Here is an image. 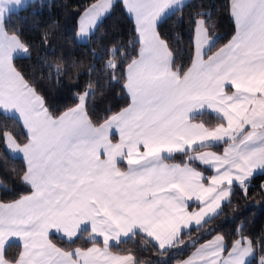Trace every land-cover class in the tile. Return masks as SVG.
Listing matches in <instances>:
<instances>
[{
	"label": "snow or ice",
	"instance_id": "6c2138e0",
	"mask_svg": "<svg viewBox=\"0 0 264 264\" xmlns=\"http://www.w3.org/2000/svg\"><path fill=\"white\" fill-rule=\"evenodd\" d=\"M126 2L141 45L138 59L126 57L129 103L97 126L86 110L88 92L75 107L54 115L16 70L13 57L27 53L28 46L9 35L4 23L22 0H0V110L18 113L27 129L23 146L10 133L5 139L26 160L22 180L30 189L15 202L0 203V264H142L132 255H112L110 242L139 232L167 251L179 243L182 227L193 220L200 225L216 213L234 184L247 194L254 171H264V0H232L237 33L214 54L204 50L210 41L200 20L195 58L186 70L174 65L157 31L166 11L181 8L182 0ZM112 3L86 9L78 38L92 34ZM109 66L122 67L111 61ZM204 109L221 122L193 123L194 114ZM113 136H118L115 143ZM219 142L228 145L223 155L204 150ZM177 153L210 166L215 175L206 178L190 163L169 162ZM192 200L203 205L198 212L188 211ZM50 232L69 242L86 233L94 246L63 251L49 240ZM13 237L23 250L8 257L5 246ZM96 237H102L103 248L95 246ZM224 252L223 237L216 236L198 250L200 264H249L255 257L264 264V241L257 251L256 241L242 238L227 258Z\"/></svg>",
	"mask_w": 264,
	"mask_h": 264
},
{
	"label": "trees",
	"instance_id": "16d2710c",
	"mask_svg": "<svg viewBox=\"0 0 264 264\" xmlns=\"http://www.w3.org/2000/svg\"><path fill=\"white\" fill-rule=\"evenodd\" d=\"M99 0H35L5 20V30L16 35L28 46V55L14 59L13 64L30 85L45 99L54 115L75 107L79 96L88 92L86 110L97 126L128 106L123 76L129 59H136L140 44L133 20L121 2L115 3L99 23L88 42L77 41L78 22L87 8ZM232 0H191L165 17L157 26L167 42L173 63L180 70L189 68L194 59L198 22L204 20L213 39L209 54L224 47L235 35L231 16ZM120 64L116 71L109 62ZM194 121L206 127L217 125L220 119L202 115ZM5 133H10L23 146L28 135L14 117L0 111V203H12L29 194L23 182L26 164L12 157L5 145ZM221 152L223 145L215 148ZM183 156H177L174 161ZM203 170V169H202ZM204 171V170H203ZM210 176V171H204ZM220 235L226 243V253L241 238L264 241V172L248 183L247 194L236 186L220 213L198 228L183 233L175 246L160 250L142 234L135 235L111 247L119 255H132L142 264H180L200 245ZM85 233L71 243L52 236L51 240L66 251L85 249L94 242L84 240ZM99 244V243H95ZM18 245H11L6 256L16 257ZM249 264H258V257Z\"/></svg>",
	"mask_w": 264,
	"mask_h": 264
},
{
	"label": "crops",
	"instance_id": "0c3cea01",
	"mask_svg": "<svg viewBox=\"0 0 264 264\" xmlns=\"http://www.w3.org/2000/svg\"><path fill=\"white\" fill-rule=\"evenodd\" d=\"M33 1H35V0H22L21 6L14 7V8H13V11H12L10 14L20 11L22 8L26 7L28 4L32 3ZM100 1H102V0H100ZM189 1H191V0H182V4L185 5V4H187ZM117 2H121V3L123 4L126 13H127L128 16L133 20L134 25H135V29H136V32H137V38H138V41H139V33H138V31H137L136 19H135L134 17H132V14L127 10V4H126V2H125L124 0H117ZM117 2H116V3H117ZM95 4H96V3H95ZM114 4H115V2H114ZM231 5H232V1H231ZM112 6H113V4H112ZM111 8H112V7H111ZM177 9H179V8H172V9L167 10L166 13L162 16V18H161L160 21H162L165 17H167V16H169L170 14H172V13H173L174 11H176ZM110 10H111V9H110ZM110 10L107 11L106 13H104V14L100 17L98 23H100V22H101V21H102V20H103L108 14H109ZM10 14H9V15H10ZM9 15H8V16H9ZM8 16H7V17H8ZM231 16H232V8H231ZM6 19H7V18H6ZM232 19H233L234 24H235V29H236V31H235V35H236V33H237V25H236V23H235V19H234L233 16H232ZM79 21H81L80 18H79ZM159 23H160V22H159ZM159 23H158V24H159ZM79 24H80V23H79ZM97 26H98V24H97ZM97 26H96V28H97ZM157 26H158V25H157ZM78 27H79V25H78ZM4 30H5V25H4ZM95 30H96V29H93V30H92V34H93V32H94ZM92 34H91V35H92ZM91 35H90V36H91ZM235 35H234V36H235ZM90 36L87 37V38H78V32H77V41H78L79 43H86V42H88ZM234 36H233V37H234ZM233 37H232V38H233ZM208 38H209V41H210V45H209V46H205V49H204V50H205V52H208V53H209V51H210V49H211V47H212L214 41H213L212 38L209 37V35H208ZM231 40H232V39H231ZM231 40H230V41H231ZM230 41H229V42H230ZM229 42H228V43H229ZM228 43H227V44H228ZM197 44H198V35H197V31H196V35H195V50H196V46H197ZM227 44H226V45H227ZM226 45H225V46H226ZM140 50H141V45H140V48H139V52H140ZM218 51H219V50H218ZM216 52H217V51H216ZM213 54H214V53H213ZM138 58H139V54H138V57H137L136 59H138ZM194 58H195V52H194ZM205 59H207V56H205ZM13 60H14V57H13ZM13 60H12V63H13ZM172 60H173V56H172ZM0 111H1L4 115H6V116H10V117H14V118H16V119L22 124L23 128L25 129V131H26V133H27V129L24 127L23 122H22V120L19 118V114H18V113H16V112H12V111L5 112L4 110H0ZM202 115H209V116H212V117H215V118H218V119H219V117H218L214 112H212L210 109L200 110L199 112H197V113L194 114V118L199 117V116H202ZM192 122H193V123H200V122H196V121H194V119H193ZM112 140H113V143L117 142V141H118V136H113V137H112ZM5 145H6V148H7L8 153H9L12 157L22 159V160L24 161L25 164L27 163L26 160L23 158V155H22L21 153L15 152V151H13V150H11L10 148L7 147V141H5ZM222 145H223V149L221 150V152H219V151H217V150L215 149L216 147H220V146H222ZM227 147H228V145L225 144L224 142H219V143H217V144H214L213 147L208 148V149H204V150H205V151H212V152H215L217 155H223L224 150H225ZM177 156H183V155L177 153V154H175L173 157L169 158V162H171V163H181V164H183V163H185V162L190 163L191 166H193V167L196 168V170L202 172V174H203L204 177H206V178H210L211 176L215 175V170H214L213 168H211L210 166L203 165V164H201L199 161H191V162H189V161L186 160V158H185L184 156H183V158H180V160L174 161L173 159L176 158ZM101 158L104 159L103 156H102ZM119 166L121 167L122 170H126V169H127L126 162H121V163L119 164ZM202 169H203L204 171H210V172H211L210 176H207V174H206ZM263 172H264V171H262V170H260V169H256V170L254 171V173H253V176L250 178V180H251L253 177H255L256 175L261 174V173H263ZM204 183H205L206 186H207L208 181L205 180ZM248 183H249V182H248ZM234 187H236L235 184L232 186V192H233ZM231 195H232V194H231ZM231 195H230V197L228 198V200H226V201H222V202H221V207H220L219 209H217L216 213H209L208 215H206V216L204 217V219L201 221V224H200V225H196V224H195V221L193 220V221H190V222H189V224H188L187 227H182L180 233L178 234L177 240L179 239V237H180L183 233L189 231L190 229L201 227L202 225L205 224V221H208V220L212 219L213 217H215L216 215H218V214L220 213L222 207H223L227 202H229V200H230V198H231ZM188 205H189L188 211H189L190 213L198 212V211L203 207V205L200 204V202L195 201V200L188 201ZM82 234H84V233H81V235H82ZM138 234H142V235H144L145 237H147V235H146L145 233H139V232H138ZM81 235H80V236H81ZM52 236L58 237V238H60V239H62V240H64V241H66L67 243H71V242L75 241L76 239H78V238L80 237V236H79L78 238H74L73 241L69 242L67 239L62 238L61 234L54 233V232H50L48 238H49V240H50L54 245H56V244L51 240V237H52ZM217 236H220V235H217ZM215 237H216V236H215ZM215 237H213V238L210 239L209 241L203 243L202 245H204V244H209L211 241H213V240L215 239ZM221 237H222V236H221ZM130 238H131V237H128V238L121 237V241H120V242H122V241H126V240H128V239H130ZM147 238H148V240H150L154 245H156V246L158 247V242H156L153 238H150V237H147ZM84 240H85V241H88V242H93V240L90 239L89 235L86 234V233H85V236H84ZM240 240H242V238H241ZM101 241H102V237H96V238H95V243H99V244H95V246L100 247V248H103V244H102ZM223 243H224V245H225V252L223 253V257H224V258H227L228 252L226 253V243H225L224 238H223ZM118 244H119V243H118ZM11 245H18V246L20 247V252H22V250H23L22 242L19 241L17 238L13 237V238H11V239L8 241V243H7L6 246H5V247H6V251H7V249H8ZM114 245H117V243H116V242H110V245H109V252H110L112 255H114V256H123V255H119V254H116V253H114L113 251H111V247L114 246ZM202 245H200L199 247H197V249H196V250H195V251H194V252H193V253H192V254H191V255H190L185 261L194 260V261H196V264H200L199 257H198V250L201 249V246H202ZM93 246H94V244L91 245V246H89L88 248H85V249H81V248H79V249H81L82 251H87L88 249L92 248ZM56 247L60 248V247L57 246V245H56ZM158 248H159V247H158ZM60 249L63 250L62 248H60ZM76 249H77V248H75V249H73V250H70V252H75ZM159 249H160V248H159ZM168 249H169V248H168ZM160 250L164 251V249H160ZM230 250H231V249H230ZM63 251H66V250H63ZM74 258H75V257H74ZM252 260H253V258H250L249 263H250ZM185 261L181 262L180 264H184Z\"/></svg>",
	"mask_w": 264,
	"mask_h": 264
},
{
	"label": "rangeland",
	"instance_id": "374dc122",
	"mask_svg": "<svg viewBox=\"0 0 264 264\" xmlns=\"http://www.w3.org/2000/svg\"><path fill=\"white\" fill-rule=\"evenodd\" d=\"M125 2H126V0H124ZM105 2V0H102V1H98V2H96V4H100V3H104ZM114 2L116 3L117 2V0H113V5H114ZM95 4V3H94ZM126 4H127V2H126ZM84 14V13H83ZM83 14L81 15V17H80V19H82L83 18ZM132 14V13H131ZM132 17H134L135 18V16L132 14ZM136 19V18H135ZM79 23H80V21L78 22V25H79ZM98 25H99V23H97ZM97 26V25H96ZM94 29H96V27L94 28ZM6 31V30H5ZM28 55V52L27 53H17V54H15L14 55V59H16V58H19V57H25V56H27ZM14 61V60H13ZM14 65V64H13ZM220 123V122H219Z\"/></svg>",
	"mask_w": 264,
	"mask_h": 264
}]
</instances>
